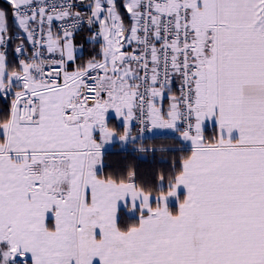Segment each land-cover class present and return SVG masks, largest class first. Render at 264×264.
Wrapping results in <instances>:
<instances>
[{
  "label": "snow or ice",
  "instance_id": "obj_1",
  "mask_svg": "<svg viewBox=\"0 0 264 264\" xmlns=\"http://www.w3.org/2000/svg\"><path fill=\"white\" fill-rule=\"evenodd\" d=\"M6 3L0 264H264V0ZM156 130L190 154L150 184L106 172Z\"/></svg>",
  "mask_w": 264,
  "mask_h": 264
},
{
  "label": "trees",
  "instance_id": "obj_2",
  "mask_svg": "<svg viewBox=\"0 0 264 264\" xmlns=\"http://www.w3.org/2000/svg\"><path fill=\"white\" fill-rule=\"evenodd\" d=\"M120 1V0H118ZM119 5L121 14L125 21L128 22V16L124 8ZM8 10V26L11 29L10 34L14 37L9 45L10 59L15 57V47L20 42L17 37V32H21L13 24L11 9L5 0H0V10ZM90 44V42L88 43ZM92 47L94 46L91 43ZM98 50V46H94ZM82 57H85L83 55ZM211 132V128H209ZM134 149L127 150H112L106 152L105 163L107 165L106 172L116 174H126L128 168H134L137 171L138 180L142 183H153L158 173H168L172 170L174 164H178L180 158L189 154V149L183 147L176 136H149L143 141V146L147 151H139V142H133ZM183 149V150H181Z\"/></svg>",
  "mask_w": 264,
  "mask_h": 264
},
{
  "label": "crops",
  "instance_id": "obj_3",
  "mask_svg": "<svg viewBox=\"0 0 264 264\" xmlns=\"http://www.w3.org/2000/svg\"><path fill=\"white\" fill-rule=\"evenodd\" d=\"M21 32H19V33H21ZM19 33L17 32L16 34L19 35ZM22 34H23V32H22ZM75 41L77 42V46H78L77 47L78 48V55L79 56L85 55V57H83V59L80 62H85L87 59L90 58V56L95 51H97L96 50L97 48L94 47V46L92 47L91 43L88 44L89 41H88V36H87L86 33L77 34V36L75 38ZM112 125L119 129V128L122 127V121L119 120L118 118H115L113 116ZM153 136H175V134L170 132V131H168V130H159L158 134H155ZM183 147H185L186 149H189V146H187V145H183ZM134 148H135V144L133 145V142H131V146L126 147V148L120 147L118 143L114 142L113 144L107 146L106 152L112 151V150H115V149H117V150H127V149H134Z\"/></svg>",
  "mask_w": 264,
  "mask_h": 264
},
{
  "label": "rangeland",
  "instance_id": "obj_4",
  "mask_svg": "<svg viewBox=\"0 0 264 264\" xmlns=\"http://www.w3.org/2000/svg\"><path fill=\"white\" fill-rule=\"evenodd\" d=\"M6 1V0H5ZM124 2H125V0H120V1H118L117 0V5H118V3L120 4V6L122 7V5L124 4ZM118 8H119V5H118ZM123 8V7H122ZM120 10V9H119ZM125 10V9H124ZM14 24V23H13ZM17 28H19L18 27V25H16V24H14ZM20 29V28H19ZM21 31H22V29H21ZM23 32V31H22ZM24 34V33H23ZM76 42V41H75ZM76 44H77V42H76ZM78 47V46H77ZM158 132H159V130H156V131H154V132H150L149 133V136H153V135H155V134H158ZM153 134V135H152ZM114 142H116V143H118L119 144V146L120 147H124V148H126V147H129V146H131V142H129L128 144H123V143H121L119 140H116V141H114Z\"/></svg>",
  "mask_w": 264,
  "mask_h": 264
},
{
  "label": "built area",
  "instance_id": "obj_5",
  "mask_svg": "<svg viewBox=\"0 0 264 264\" xmlns=\"http://www.w3.org/2000/svg\"><path fill=\"white\" fill-rule=\"evenodd\" d=\"M85 11H86V9H85ZM84 30H88V28H87V26L85 25V26H83V30L82 31H84ZM82 31H80V32H82ZM88 32H89V30H88ZM90 34V33H89ZM147 134V133H146ZM145 134V135H146Z\"/></svg>",
  "mask_w": 264,
  "mask_h": 264
}]
</instances>
